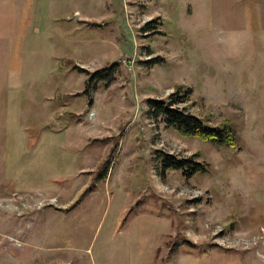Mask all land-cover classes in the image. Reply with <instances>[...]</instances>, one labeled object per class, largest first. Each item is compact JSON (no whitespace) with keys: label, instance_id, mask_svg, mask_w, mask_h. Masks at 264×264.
<instances>
[{"label":"rangeland","instance_id":"rangeland-1","mask_svg":"<svg viewBox=\"0 0 264 264\" xmlns=\"http://www.w3.org/2000/svg\"><path fill=\"white\" fill-rule=\"evenodd\" d=\"M21 20L0 50V264H264V0H32ZM169 97L235 144L150 118Z\"/></svg>","mask_w":264,"mask_h":264},{"label":"trees","instance_id":"trees-1","mask_svg":"<svg viewBox=\"0 0 264 264\" xmlns=\"http://www.w3.org/2000/svg\"><path fill=\"white\" fill-rule=\"evenodd\" d=\"M79 69L81 70V68ZM100 71H104V69L94 72L93 76ZM183 102L184 99L182 97L175 100H171L170 97L168 100L148 99V115L152 119L160 117L167 126L172 127L181 135L193 136L220 144H235L233 130L226 121L218 125H208L197 116L186 112L184 107L175 106V104ZM155 154L156 156L154 159L159 161L164 168L184 169L186 172L190 171V173L203 169L200 163L193 162L191 159L177 158L161 150H155ZM186 167H188L189 170ZM108 169L109 165L105 166L99 175H106ZM88 189L90 190V188Z\"/></svg>","mask_w":264,"mask_h":264},{"label":"crops","instance_id":"crops-1","mask_svg":"<svg viewBox=\"0 0 264 264\" xmlns=\"http://www.w3.org/2000/svg\"><path fill=\"white\" fill-rule=\"evenodd\" d=\"M31 3L32 0H0V11L3 8L2 13L6 15V19L0 20V50L3 51V55L6 56L7 60H9V57H14V47L17 41L21 39L24 45L23 36L26 35L28 27H30V20H21V15L24 17V12L27 7L31 8ZM16 5H18L19 19H15L14 16V7ZM6 64L7 72L10 73L15 70V66H11L10 61H7ZM99 174L97 175L98 179L105 176Z\"/></svg>","mask_w":264,"mask_h":264}]
</instances>
